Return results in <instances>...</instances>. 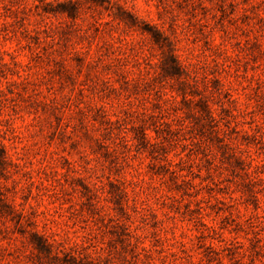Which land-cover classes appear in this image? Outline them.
<instances>
[{
	"label": "rangeland",
	"instance_id": "obj_1",
	"mask_svg": "<svg viewBox=\"0 0 264 264\" xmlns=\"http://www.w3.org/2000/svg\"><path fill=\"white\" fill-rule=\"evenodd\" d=\"M0 264H264V0H0Z\"/></svg>",
	"mask_w": 264,
	"mask_h": 264
},
{
	"label": "trees",
	"instance_id": "obj_2",
	"mask_svg": "<svg viewBox=\"0 0 264 264\" xmlns=\"http://www.w3.org/2000/svg\"><path fill=\"white\" fill-rule=\"evenodd\" d=\"M128 17L130 18V20L133 19L131 17V15H129V14H128ZM151 32H152V35L154 37V40L156 42H158L159 32H157V31H151ZM166 58H168L169 61H170L169 65L166 62ZM162 69H163L164 73L167 74V75H173V74H177L178 73L179 65H178L176 57L172 53L171 49H169L168 53L163 58ZM140 138L144 139V141H145V136L143 134H142V136ZM141 143H142V141H140V144ZM32 237H33V240L35 242L36 248L38 250H40V251H47L48 250L47 243L39 235H37L35 233H32Z\"/></svg>",
	"mask_w": 264,
	"mask_h": 264
}]
</instances>
